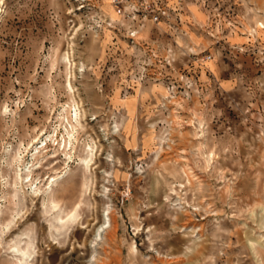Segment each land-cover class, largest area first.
<instances>
[{"label":"rangeland","instance_id":"rangeland-1","mask_svg":"<svg viewBox=\"0 0 264 264\" xmlns=\"http://www.w3.org/2000/svg\"><path fill=\"white\" fill-rule=\"evenodd\" d=\"M181 4L0 0V264H264V0Z\"/></svg>","mask_w":264,"mask_h":264},{"label":"built area","instance_id":"built-area-1","mask_svg":"<svg viewBox=\"0 0 264 264\" xmlns=\"http://www.w3.org/2000/svg\"><path fill=\"white\" fill-rule=\"evenodd\" d=\"M181 1L177 0L174 8L168 5L167 0H111V5L122 21L120 26L125 36L134 40L149 25L156 28L165 22L171 30L182 26L179 18ZM204 59L209 60L210 56H205L202 60Z\"/></svg>","mask_w":264,"mask_h":264},{"label":"bare ground","instance_id":"bare-ground-1","mask_svg":"<svg viewBox=\"0 0 264 264\" xmlns=\"http://www.w3.org/2000/svg\"><path fill=\"white\" fill-rule=\"evenodd\" d=\"M110 4H111V0H110ZM111 6H112V5H111ZM112 10H113L114 14H115L116 16H118V15L115 13L113 7H112ZM118 17H119V16H118ZM258 26L264 28V26H263L262 24H259ZM142 31H143V30H142ZM142 31H140V32L138 33V35H140V36L143 35ZM70 58H71V56L69 55V53H67L66 56H64V57L62 58V60H64L67 64H69V65L71 66L72 64H71V60H70ZM66 87H67V89H68L69 91H71V93L74 92V91H73L74 88H73L71 82H68ZM114 128H117V126H114ZM113 130H114V129H113ZM114 131H115V130H114ZM116 131H117V130H116ZM117 132H118V131H117ZM39 153H40V151H37L36 154L33 155V157L37 156V154H39ZM21 160H22V159H21ZM21 160H20V158L18 157V155L15 154V155H13V156L11 157V163H10V164H12L13 162H17V163L19 164V163H21ZM18 167H19V166H18ZM29 169H30V168H28V167L25 168V171H26L25 176H22V175L18 172L19 169L16 170V172H15V174H14V176H13V179H12V183H11V184H12L13 186H16V185H23L25 182H27L28 185L31 186V185H32V182H31V178L29 179V177H30V171H29ZM28 179H29V181H28ZM188 181H190V180H188ZM52 184H53V185L57 184V180H53V181H52ZM15 193H16V191H14V195H13V196H15ZM35 195H37V190H34V192H33V196H35ZM48 202H49L51 205H53L52 208H56V207H57V205H56V200L54 199L53 195H52V196H51V195L49 196V200H48ZM45 204H46V203H45ZM55 210H56V209H55ZM62 213H63V211H60V212L57 213V215L55 216V220H56V222L61 223L59 226L57 225L58 228H59V227H60V228L64 227V226L66 225V223L73 221L74 219H76V216H77V215L75 214V211H74V212H72L71 214H66V215H65L66 219H65V221H63V219H62V217H61V214H62ZM109 215H110L109 212L105 213V216H104V217H105L104 222L99 226V228L97 229L96 234H95V236H94V244H95V243L97 244L98 242H100V241L106 239V235L109 234V233H111V232L113 231V228H112V225H111V222H110ZM113 223H114V222H113ZM9 224H10V223H8V225H9ZM14 252H15L17 255L21 256V259H17V260H15V261H14V264H24L25 261H26V259L29 260V258L31 257V254H30V253H28V252H24L23 250L18 249V246H15V248H14ZM23 262H24V263H23Z\"/></svg>","mask_w":264,"mask_h":264},{"label":"crops","instance_id":"crops-1","mask_svg":"<svg viewBox=\"0 0 264 264\" xmlns=\"http://www.w3.org/2000/svg\"><path fill=\"white\" fill-rule=\"evenodd\" d=\"M188 20H189V18H188ZM192 20L194 21V19H192ZM144 30H145V32H146V29H144ZM145 32H144V33H145Z\"/></svg>","mask_w":264,"mask_h":264}]
</instances>
